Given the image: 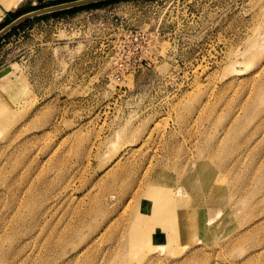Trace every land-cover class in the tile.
Listing matches in <instances>:
<instances>
[{"label": "rangeland", "instance_id": "374dc122", "mask_svg": "<svg viewBox=\"0 0 264 264\" xmlns=\"http://www.w3.org/2000/svg\"><path fill=\"white\" fill-rule=\"evenodd\" d=\"M44 16L0 40V264H264V0Z\"/></svg>", "mask_w": 264, "mask_h": 264}, {"label": "water", "instance_id": "95a60500", "mask_svg": "<svg viewBox=\"0 0 264 264\" xmlns=\"http://www.w3.org/2000/svg\"><path fill=\"white\" fill-rule=\"evenodd\" d=\"M44 1L45 0H38V3H42ZM105 1H109V0H77L74 2L55 5V6L47 7L44 9H38V10L28 12V13L18 17L17 19L12 21L10 24H8L6 27H4L0 31V40L6 34H8L12 29H14L18 25H20L22 22L27 21L29 19H33L35 17L47 15V14L54 13V12L69 10V9H73V8H77V7H81V6H86V5H90V4H96V3L105 2Z\"/></svg>", "mask_w": 264, "mask_h": 264}, {"label": "built area", "instance_id": "2783aa9c", "mask_svg": "<svg viewBox=\"0 0 264 264\" xmlns=\"http://www.w3.org/2000/svg\"><path fill=\"white\" fill-rule=\"evenodd\" d=\"M159 1H165V0H153V1H149L150 3H157ZM147 32L144 30H138L135 32H125L123 31V34L120 36L121 38V42L122 43H126L129 42L132 46V49L130 54L132 56V58H134V60L136 62H139L140 66L143 67L145 64L147 63V59L143 57L144 55V47L148 44H151L153 41H158L159 40V35L155 33L152 34V36H150V38H148L147 36ZM123 48V47H121ZM144 51V52H143Z\"/></svg>", "mask_w": 264, "mask_h": 264}, {"label": "bare ground", "instance_id": "6f19581e", "mask_svg": "<svg viewBox=\"0 0 264 264\" xmlns=\"http://www.w3.org/2000/svg\"><path fill=\"white\" fill-rule=\"evenodd\" d=\"M24 1H26V0H15V1H13V2H9L8 4H6V9L7 10H9L10 8H11V6L12 5H15V4H17V3H21V2H24ZM14 3V4H13ZM1 14V13H0ZM10 73H9V71L7 72H2L1 73V75H0V78L1 79H4L5 77H7L8 75H9ZM119 163H117L114 167H118L117 165H118ZM114 167L112 168V169H110L109 171H112L113 169H114ZM208 180H209V177L208 176H205V178L204 179H202V182L204 183V184H207V182H208ZM187 182H188V184L190 185L191 184V180H187ZM156 188H158V185H156V184H154L153 186H148V191H151L152 189H156ZM166 188V187H165ZM140 206H141V204L140 205H138V208H137V206H136V209L134 210V211H137L139 208H140ZM145 219H147V215H146V213L145 212H138L137 214H135V215H133V216H131L130 217V219L129 220H131V221H133L134 222V226H136V227H139V226H143V224H144V221H145V228L147 229V227H146V224H148L147 223V220H145ZM170 225H171V222L169 223ZM172 230V229H171ZM172 235V234H171ZM168 237V236H167ZM242 237V236H241ZM241 237H239V239H241ZM157 238L158 239H163L164 238V236H163V233H158L157 235L156 234H154V238H152V239H156V241H157ZM184 241H187V243H189V242H191L192 240H190V237L189 236H187L185 239H183ZM126 245L128 246V248H130L131 250H132V252L134 251V252H136V247H132L131 246V244H129V243H126ZM149 248H151L152 250L155 248V246H151V247H144V246H141V251L142 250H149ZM137 253V252H136ZM117 254V253H116ZM115 259H116V256H115ZM114 259V260H115Z\"/></svg>", "mask_w": 264, "mask_h": 264}, {"label": "trees", "instance_id": "16d2710c", "mask_svg": "<svg viewBox=\"0 0 264 264\" xmlns=\"http://www.w3.org/2000/svg\"><path fill=\"white\" fill-rule=\"evenodd\" d=\"M119 1H122V0H109V1H105V2H100V3H96V4H90V5H86V6H81V7H77V8H73V9H69V10H64V11H59V12H54V13H50V14H47V16H44V17H48V16H52V17H55L57 15H60L61 13L65 12V11H68V12H71V13H74L76 11H80V10H83V9H94V8H99V7H103V6H106V5H110V4H115ZM144 1H153V0H144ZM52 6V5H50ZM42 7H37V8H34V9H31V10H28L24 13H17V14H12V16L14 18H18L28 12H31V11H34V10H37V9H40ZM11 21H7L6 24H5V27L10 24ZM3 29V26L0 27V31Z\"/></svg>", "mask_w": 264, "mask_h": 264}, {"label": "crops", "instance_id": "0c3cea01", "mask_svg": "<svg viewBox=\"0 0 264 264\" xmlns=\"http://www.w3.org/2000/svg\"><path fill=\"white\" fill-rule=\"evenodd\" d=\"M10 2V1H9ZM8 2V3H9ZM13 2V1H12ZM8 3H6V4H8ZM22 3V2H21ZM6 4L4 5V8L6 9ZM14 4V3H13ZM20 3H17V4H15V5H19ZM14 5V6H15ZM13 6V5H12ZM7 10V9H6ZM10 10V9H9ZM1 12V11H0ZM6 15H8V14H5V13H2L1 15H0V21H2V17H7ZM12 15V14H11ZM7 20H9V21H14L16 18H14L13 16H12V19L11 18H6ZM1 23V22H0ZM6 24V23H5ZM5 24H4V26H5ZM4 26H3V28H4Z\"/></svg>", "mask_w": 264, "mask_h": 264}]
</instances>
